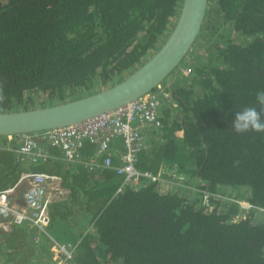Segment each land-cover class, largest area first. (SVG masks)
<instances>
[{
  "label": "trees",
  "instance_id": "trees-1",
  "mask_svg": "<svg viewBox=\"0 0 264 264\" xmlns=\"http://www.w3.org/2000/svg\"><path fill=\"white\" fill-rule=\"evenodd\" d=\"M180 4L0 0V111L17 109L30 90L63 97L66 89L130 75L170 31ZM208 8L179 64L191 71L181 68L166 87L170 99L159 103L161 124L136 161L138 169L157 173L160 163L182 159L181 169L204 182L197 187L201 197L190 200L148 178L115 194L122 177L112 169L92 178L61 158L23 166L11 150L15 140L7 144L0 136V189L15 185L23 172H59L71 201L91 214L94 234L79 239L70 264H264V221L253 220L255 211L264 215V133L230 131L236 110L256 105L264 90V0H209ZM244 185L249 208L215 195L222 186ZM207 202L216 205L208 209ZM61 203L49 204L50 233L70 214Z\"/></svg>",
  "mask_w": 264,
  "mask_h": 264
},
{
  "label": "built area",
  "instance_id": "built-area-1",
  "mask_svg": "<svg viewBox=\"0 0 264 264\" xmlns=\"http://www.w3.org/2000/svg\"><path fill=\"white\" fill-rule=\"evenodd\" d=\"M182 71L188 74L191 67L183 68ZM163 96L170 99L169 90L162 87L121 107L87 119L37 132L6 135V140H17L11 150L15 152L16 160L20 164H38L61 158L67 163L80 162L88 171L98 172L103 168H110L122 177L115 194L122 192L126 186L137 189L144 178L164 182L167 180L164 178L163 169L153 173L140 170L136 166L138 153L148 146L146 137L161 124L158 106ZM39 137L47 141L48 146L40 142ZM117 140L121 142V148L115 149L120 163L115 165L109 152L110 145ZM84 143L95 147V153L87 158L81 153ZM50 145L58 148L60 152H52ZM99 156L103 157L98 159ZM61 177L56 172L27 171L22 173L15 185L0 189V226L6 223H30L47 238L51 264H70L78 245V241L57 239L48 229L49 204L54 193L60 189ZM22 181H26L27 187L17 194L16 189ZM239 204L247 208L251 206L249 203Z\"/></svg>",
  "mask_w": 264,
  "mask_h": 264
},
{
  "label": "water",
  "instance_id": "water-1",
  "mask_svg": "<svg viewBox=\"0 0 264 264\" xmlns=\"http://www.w3.org/2000/svg\"><path fill=\"white\" fill-rule=\"evenodd\" d=\"M208 1L181 0L175 22L163 42L138 69L114 85L43 107L0 111V136L37 132L87 119L152 91L179 66L191 49L204 22Z\"/></svg>",
  "mask_w": 264,
  "mask_h": 264
},
{
  "label": "crops",
  "instance_id": "crops-1",
  "mask_svg": "<svg viewBox=\"0 0 264 264\" xmlns=\"http://www.w3.org/2000/svg\"><path fill=\"white\" fill-rule=\"evenodd\" d=\"M177 133L181 135V131H178ZM14 140L16 144L17 140L13 139L12 141ZM38 140L43 144H45L46 146H48L49 144L47 143V141H45L40 137L38 138ZM9 142L11 141L6 140L7 144ZM49 147L52 148L51 150L54 153L60 152L58 148L54 146L50 145ZM119 148H121L120 140H117L116 142H113L110 145L109 153L112 156V163L114 164L116 163V165L119 164L120 161L118 159L117 154L115 153V149H119ZM81 153L83 156H85V158H87L95 153V147L90 143H84L83 146L81 147ZM98 159H101V157L99 156ZM180 160L182 159H177L176 161H173L171 163L169 162L171 166H168V163L166 164L160 163L161 166L160 169H163L164 178L167 180L164 181L161 185V186L164 185V187H162L164 190H174V189L179 190L180 186H183V185H179L177 187H174L177 184L168 182L169 180L172 181L173 176H178L181 174V176L186 175L185 178L187 179L190 177H194L195 179H198L196 176H194V173H192V171L190 172L189 170L188 172L185 168L181 169V166L179 165ZM64 163L66 166H76L83 168L85 172L92 178L99 177L97 173L100 171L98 172L88 171L85 169V167H83V165L80 162L67 163L66 161H64ZM28 164L30 163H26L25 165ZM22 165L25 166L24 164ZM177 166L181 171H178L179 170L178 168H177L178 170L176 169ZM61 178H62L61 180H63V176ZM61 180L59 184L60 189L58 188V191L54 193L51 203L62 201L64 204H66V206H68L70 210L69 211L70 214L69 216L53 223L50 231H52L53 236L59 240L79 241L81 237L82 238L87 237V231L88 232L91 231L90 233L94 234L91 214L86 211V208L85 206L82 205V202L80 201L72 202L73 200L71 201V198L68 197L70 193V185L67 184L64 186ZM26 187H27L26 181H22L18 185L16 189V193L17 194L22 193ZM65 199H67L66 202ZM0 264H51V253L49 249V242L47 238L44 237L35 227L31 226L30 223L24 222L19 225L6 223L0 226Z\"/></svg>",
  "mask_w": 264,
  "mask_h": 264
},
{
  "label": "rangeland",
  "instance_id": "rangeland-1",
  "mask_svg": "<svg viewBox=\"0 0 264 264\" xmlns=\"http://www.w3.org/2000/svg\"><path fill=\"white\" fill-rule=\"evenodd\" d=\"M208 12H210V14H211V10L209 8H208L206 14H208ZM214 21H215V19H214ZM174 22H175V20H174ZM167 34H166V36H167ZM163 40L161 41V43L163 42ZM181 68L183 69V68H187V67H184V66L181 67V65H179L173 74L171 73L169 76H167L164 80L161 81L160 84L162 85V87L166 88L172 82H174L175 76L178 72H180ZM127 75L128 74H126V73L116 74L112 78L108 79L106 81L105 85H103L100 81L95 80L89 87H74L72 89H66L64 91L63 97L54 96L53 98H47L46 99V97L44 95H42L41 92H39L37 90H30L29 92L26 93V99L24 100V103L18 105L16 107L17 109H15V110H24V109H28V108L43 107V106H47L50 104H54V103L70 100L73 98H77V97H80V96H83L86 94L89 95L91 93L97 92V91L104 89L106 87H109L111 85H114L115 83L124 79ZM171 103L174 105L173 100L171 101ZM185 177H186V175L181 176V174L178 176H173L172 181L169 180L168 182H171L173 184H177L174 187H177L179 185H183V186H180L179 190H177V189H174V190H177L180 195L186 196L190 200H192V199L194 200L196 198L201 197V193L203 192V190H200V188L198 189L197 187H199L200 184L201 185L204 184V182H201V180L195 179L194 177H190L188 179ZM162 187H164V185ZM161 189H163V188H161ZM174 190H172V191H174ZM215 195L219 196V197H221V199L225 200L228 205L230 202H233V201L247 204L248 202H246L244 199L246 196L249 195V187L246 185L241 186V187L222 186V187L218 188V191L216 192ZM206 196H207V194L205 195V197ZM207 203H208V207H207L208 209H211L212 207H214L216 205L215 202H211V203L207 202ZM82 205H83V203H82ZM226 208H227L226 206H219L218 211H225ZM253 215H254L253 216L254 221H260V220L264 221V215H262L261 213H258L255 211ZM236 217H238V216H235V218ZM90 232L87 231L88 237H89V235H90V237L93 236V235H91L93 233H90ZM105 264H107V263L105 262ZM108 264H111V263H108ZM113 264H118V262L113 263Z\"/></svg>",
  "mask_w": 264,
  "mask_h": 264
},
{
  "label": "clouds",
  "instance_id": "clouds-1",
  "mask_svg": "<svg viewBox=\"0 0 264 264\" xmlns=\"http://www.w3.org/2000/svg\"><path fill=\"white\" fill-rule=\"evenodd\" d=\"M4 83V81H0V103L5 100V96L2 94ZM257 106H259V111ZM230 131L237 134L264 133V90L257 92L256 105L236 110Z\"/></svg>",
  "mask_w": 264,
  "mask_h": 264
}]
</instances>
